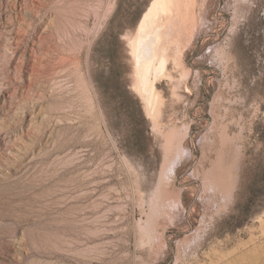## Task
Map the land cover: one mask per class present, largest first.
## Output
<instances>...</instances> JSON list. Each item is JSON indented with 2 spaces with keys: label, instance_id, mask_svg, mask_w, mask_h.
I'll return each instance as SVG.
<instances>
[{
  "label": "rangeland",
  "instance_id": "1",
  "mask_svg": "<svg viewBox=\"0 0 264 264\" xmlns=\"http://www.w3.org/2000/svg\"><path fill=\"white\" fill-rule=\"evenodd\" d=\"M156 1L0 0V264H264V0H196L154 119Z\"/></svg>",
  "mask_w": 264,
  "mask_h": 264
},
{
  "label": "bare ground",
  "instance_id": "2",
  "mask_svg": "<svg viewBox=\"0 0 264 264\" xmlns=\"http://www.w3.org/2000/svg\"><path fill=\"white\" fill-rule=\"evenodd\" d=\"M196 24V0H157L136 36L129 39L134 67L132 87L144 100L147 114L154 119L160 115L164 101L161 92L152 86L162 76L170 77L166 72L167 62L175 67L181 65Z\"/></svg>",
  "mask_w": 264,
  "mask_h": 264
}]
</instances>
